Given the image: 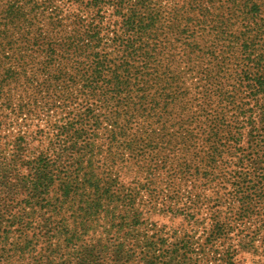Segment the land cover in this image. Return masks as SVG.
Listing matches in <instances>:
<instances>
[{
    "label": "trees",
    "instance_id": "obj_1",
    "mask_svg": "<svg viewBox=\"0 0 264 264\" xmlns=\"http://www.w3.org/2000/svg\"><path fill=\"white\" fill-rule=\"evenodd\" d=\"M73 1L95 20L78 22L68 39L69 77L53 73L57 42L35 16L19 5L0 16V119L38 104L11 96L34 78L46 76L49 90L61 79L81 86L72 118L67 103L47 101L64 117L0 151V264H236L240 250L257 249L264 257V67L251 70L260 56L234 31L240 20L264 23V0H173L166 17L151 0ZM106 8L121 31L110 44L100 33ZM240 54L244 65L233 62ZM188 72L199 81L187 84ZM145 173L150 200L138 204L134 182ZM187 181L199 193L232 181L236 210L212 212L204 238L168 237L144 217L150 208L192 221L194 206L183 213L178 204L200 195L175 189Z\"/></svg>",
    "mask_w": 264,
    "mask_h": 264
},
{
    "label": "rangeland",
    "instance_id": "obj_2",
    "mask_svg": "<svg viewBox=\"0 0 264 264\" xmlns=\"http://www.w3.org/2000/svg\"><path fill=\"white\" fill-rule=\"evenodd\" d=\"M154 3L160 6V12L162 16L166 17L167 13L170 11V6L172 5L173 0H151ZM176 0H174L175 2ZM73 0H0V16L4 14L5 7L9 5H19L24 9V12L35 16L36 18V26L41 27L46 33L55 39L57 45L56 49V58L60 65L54 61L53 73L61 72L66 76H72V50L64 52V49L70 47L67 42L72 34L75 32V28L78 25V22H83L85 24L92 23L95 20V14L92 10L87 11L84 10L83 7H78L73 3ZM83 0H81V3ZM80 3V4H81ZM155 5H153L154 7ZM155 9H157L155 7ZM264 10V8H263ZM262 11V10H261ZM230 11H228L229 13ZM105 19V24L101 28V37H103V41H106L108 44L112 42L113 39L121 34L120 25L119 23H115V18L113 16V11L107 8L103 12ZM78 15L80 20L75 19V16ZM262 19H264V11L260 15ZM241 19V18H240ZM263 21L260 19H256L254 22H238L237 26L234 28L236 37L239 40L247 39L249 43L253 46V56H260L261 63L254 64L252 60L248 63L251 65V70L255 73L262 67H264V59L261 56L264 53V34L263 30ZM122 26V25H121ZM243 31L252 32L247 35V38L244 37ZM232 33L228 31L226 37L228 39L231 38ZM66 44V45H65ZM252 50V49H251ZM243 55V54H242ZM241 54L237 59L233 62H238L240 65H244L245 61L242 58ZM46 58L44 55H41L39 61H44ZM81 61V60H80ZM74 64H77L74 61ZM235 66V65H234ZM190 67V66H189ZM245 67H241L244 69ZM61 69V71H60ZM180 69L182 71H187V67L184 63L180 65ZM189 74L186 76V83L189 85H193L198 80V76L196 74ZM192 75V77H190ZM190 77V78H189ZM35 80V81H34ZM30 84L33 83H41L40 89L34 88V85L31 86L29 83L18 87L15 92L11 94L12 101L15 104H19L21 102L25 103H33L37 102L33 106H30L24 113L19 117L18 120L12 119L11 116L8 119L1 118L0 119V151L2 152L6 149L9 145L8 143L13 141L14 138L17 136L18 133L23 134L26 138H29L33 132L41 128L44 132L48 131V123H56L60 121L64 114L61 113V109H56L55 106L52 105H63L67 103L68 105L64 108V112L69 113L70 117L74 116V113L78 112L80 108L77 103L79 102L78 95L79 89L81 88L80 85L69 84L66 86L67 79H61L60 84L58 86L51 88L50 90L47 87L46 76L34 78ZM72 99H77L78 101H72ZM92 102H98V99H92ZM50 101L52 103V110H47L45 107V103ZM75 102V103H74ZM57 107V106H56ZM15 123L12 127L11 124ZM44 142L47 141L46 137L47 134L44 136ZM247 140L245 141V143ZM46 145V143H44ZM244 147H246L244 145ZM233 164V163H232ZM231 164V165H232ZM118 171V170H117ZM145 178H140L139 183L134 182V186H139L140 189H137V192H140L138 195V200L136 203H140V197L144 198V201L150 200V193L151 188L145 192L146 188L143 187L148 179V174H144ZM131 181L130 177H124L122 182L124 185L128 186V182ZM195 185L192 181L183 182L180 187H175V189H179L183 196L188 197L191 193L199 194L200 199L198 200L197 204H194L196 198L192 197L191 199H182L179 202L178 207L180 208L183 213H190V206L193 205L194 208L191 210L196 217L190 221L184 216H173L170 214H163L158 209H150L146 208L143 209L145 219H149V223H155L157 229L162 230V228H166V232L168 233L167 236H172L175 231H178L179 237H198L204 238L205 232L210 230V224L212 223V212L218 211L220 217L230 216L232 210H236V199L233 197V193H231L232 189V181L227 183L215 182L212 184V188L206 189L204 188L201 190V193L195 191L193 188ZM164 193L167 195L168 192L165 190L166 187L164 186ZM219 193V194H217ZM214 206L216 208H214ZM218 207V209H217ZM147 211V212H146ZM150 211V213L148 212ZM258 220L264 221V204L257 209ZM253 224V221L248 224V227ZM207 227V228H205ZM206 229V230H205ZM238 233V228L236 230L233 229L230 232V236L235 237ZM172 241V240H171ZM236 244V243H235ZM263 251V248L259 250ZM239 255L236 258V264H264V257L260 256L258 253L255 254L254 252H243L239 251Z\"/></svg>",
    "mask_w": 264,
    "mask_h": 264
}]
</instances>
